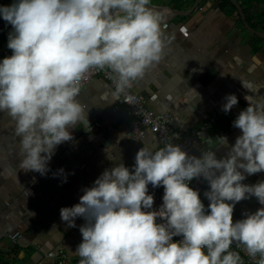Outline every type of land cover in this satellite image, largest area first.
Listing matches in <instances>:
<instances>
[{"label": "clouds", "instance_id": "9594fccd", "mask_svg": "<svg viewBox=\"0 0 264 264\" xmlns=\"http://www.w3.org/2000/svg\"><path fill=\"white\" fill-rule=\"evenodd\" d=\"M149 4L15 0L0 6V17L13 29L12 55L0 62V112L15 121L20 169L46 175L57 146L73 139L69 129L89 122L77 97L91 71L110 70L119 95L160 61L165 47L160 18ZM225 100V113L239 103L234 94ZM248 101L233 121L242 132L234 145L218 136L219 147L199 156L172 143L156 151L142 147L132 169L123 163L105 169L83 189L79 203L61 208L69 227H76L78 217L86 221L75 251L79 264H243L231 250L234 243L255 264H264V207L233 220L242 200L255 197L264 205V181L243 183L246 174L264 172V101ZM206 142L212 145L213 137ZM220 147L227 148L225 157L218 158ZM108 159L119 160L109 154ZM199 178L210 186L209 210L189 186ZM149 184L164 187L158 211L151 210ZM175 236L183 239L174 242Z\"/></svg>", "mask_w": 264, "mask_h": 264}, {"label": "crops", "instance_id": "0c3cea01", "mask_svg": "<svg viewBox=\"0 0 264 264\" xmlns=\"http://www.w3.org/2000/svg\"><path fill=\"white\" fill-rule=\"evenodd\" d=\"M160 1L167 3H150L184 14L172 16L164 11L157 15L165 47L160 61L134 82V92L150 109L169 111L175 124L186 130L217 117L219 122L210 132L212 146L219 147L218 136H226L228 144L234 145L242 132L233 129V121L248 106V99L264 101V44L236 21L228 8L215 6L214 0L200 2L192 11L197 0ZM14 2L0 0V6ZM0 24L7 30L0 38L3 47L13 29L2 17ZM230 94L236 95L239 103L225 113L222 106ZM117 97L101 78L80 90L77 99L89 122L69 129L73 139L57 146L46 175L19 168L21 149L15 121L0 112V249L8 253L20 245L18 264H55L60 250L65 251L70 264H78L75 251L83 239L80 227L86 221L78 217L76 227H69L61 219V208L79 203L83 189L92 187L105 169L119 163L132 169L142 147L161 148L154 136L139 143L128 139L132 120L124 110L114 109ZM108 154L119 160L113 162ZM226 154V147L217 151L220 158ZM252 178L255 184L262 182L264 172ZM16 233L22 238L14 243L10 237Z\"/></svg>", "mask_w": 264, "mask_h": 264}, {"label": "built area", "instance_id": "2783aa9c", "mask_svg": "<svg viewBox=\"0 0 264 264\" xmlns=\"http://www.w3.org/2000/svg\"><path fill=\"white\" fill-rule=\"evenodd\" d=\"M2 35L3 30L0 25V37ZM6 50L9 51L8 47ZM11 55L12 50L1 57L0 62H2L5 57H9ZM96 78H101L107 82L109 87L116 92L114 75L108 69L91 71L88 74L87 79L83 82L81 90L87 89V87ZM117 96V102L114 109L116 111L124 110L132 120L128 133V139L131 142L139 143L147 136H154L161 148L168 143H172L174 145H180L182 149L188 152L190 155L196 156H199L204 151L215 149V147L212 145L207 144L206 138L210 136L211 130L216 126V124H218L219 121L217 117L211 116L200 127L186 130L180 125L175 124L173 115L169 111L157 112L150 109L147 106L144 98L134 92V82L131 88L126 89ZM233 129H235L234 126ZM200 132L204 133V137L198 135ZM218 158L220 157L218 156ZM253 176L259 177L260 173L254 174ZM243 183L249 185L255 184L253 182L252 175L247 174ZM189 186L200 193V198L205 205V209L209 210L208 206L210 201L205 196V192L210 190V186L207 181H205L203 178L193 179L189 182ZM148 194L154 196L153 209L151 210L158 211L163 204L164 187L160 186L154 188L151 184H149ZM261 207H264V205H260L255 197L236 203L233 212L234 222L238 220L239 214L246 218L247 214L253 213ZM157 222L163 223L164 221L159 220L158 218ZM10 238L13 242H17L22 238V235L16 233ZM182 239V236L173 237L174 242H179ZM231 250L239 252L243 264H255V261L245 253L242 246L237 247L234 243ZM55 259V264H70L64 250H60ZM257 259H259V257H257ZM79 261L80 257L77 260L78 264Z\"/></svg>", "mask_w": 264, "mask_h": 264}, {"label": "trees", "instance_id": "16d2710c", "mask_svg": "<svg viewBox=\"0 0 264 264\" xmlns=\"http://www.w3.org/2000/svg\"><path fill=\"white\" fill-rule=\"evenodd\" d=\"M150 1H156V0H150ZM176 1V0H175ZM195 2V0H193ZM210 0H202L201 5L209 2ZM240 6L242 7L244 14L246 16L248 24L254 28L255 30H258L260 32H264V0H236ZM159 0V4H160ZM214 5L220 8H228V12H231L235 15L236 21H238L242 26H244L242 16L238 10V8L231 2V0H214ZM158 3V2H157ZM167 2L164 1L161 4H166ZM230 13V14H231ZM245 27V26H244ZM246 28V27H245ZM246 30H248L246 28ZM255 38L259 42L261 41V37L254 35ZM1 36L0 38H2ZM263 40V39H262ZM2 45H0V48ZM242 215L239 214L238 220L244 219ZM237 220V221H238ZM18 242V241H17ZM14 242V243H17ZM22 251V248L20 245L16 244V246H13V249L10 252H4L0 249V264H18L19 258L18 255Z\"/></svg>", "mask_w": 264, "mask_h": 264}, {"label": "water", "instance_id": "95a60500", "mask_svg": "<svg viewBox=\"0 0 264 264\" xmlns=\"http://www.w3.org/2000/svg\"><path fill=\"white\" fill-rule=\"evenodd\" d=\"M200 2H201V0H197L195 6H194L190 11L194 10L195 7L198 6ZM231 2H232L233 4H235V6L238 8V10H239V12H240V14H241V16H242V20H243L244 26H245V27H246L251 33H253L254 35L259 36V37H261V38L264 39V32H260V31H258V30H255L254 28H252V27L248 24L247 19H246V16H245L244 11H243L242 7L240 6V4H239L236 0H231ZM149 7H150V9L152 10L153 13L157 12V13L160 14V15H163V14H164V11H165V12L168 11V13H170V11H171L172 16H181V15L184 14V12L179 11V10H175V9L171 8L170 6L167 7V6H161V5H158V4H155V3H150V4H149ZM190 11H188V12H190ZM7 47H8V41H7V42L3 45V47L0 49V58H1L2 55L4 54V52H5V50L7 49Z\"/></svg>", "mask_w": 264, "mask_h": 264}, {"label": "bare ground", "instance_id": "6f19581e", "mask_svg": "<svg viewBox=\"0 0 264 264\" xmlns=\"http://www.w3.org/2000/svg\"><path fill=\"white\" fill-rule=\"evenodd\" d=\"M162 6V5H161ZM154 14H156V15H158V13L157 12H155ZM172 13H171V11H170V15H171ZM1 25V27H2V30H3V35L2 36H5L6 34H7V30L5 29V27L2 25V24H0Z\"/></svg>", "mask_w": 264, "mask_h": 264}, {"label": "rangeland", "instance_id": "374dc122", "mask_svg": "<svg viewBox=\"0 0 264 264\" xmlns=\"http://www.w3.org/2000/svg\"><path fill=\"white\" fill-rule=\"evenodd\" d=\"M253 37H254V35H253ZM262 39H263V38H262ZM262 39H261V41H262V43L264 44V39H263V40H262ZM3 55H5V54H3Z\"/></svg>", "mask_w": 264, "mask_h": 264}]
</instances>
